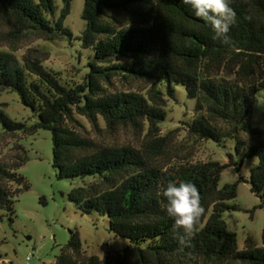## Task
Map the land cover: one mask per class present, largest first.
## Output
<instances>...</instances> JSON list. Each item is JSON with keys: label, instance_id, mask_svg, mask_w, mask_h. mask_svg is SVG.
<instances>
[{"label": "trees", "instance_id": "16d2710c", "mask_svg": "<svg viewBox=\"0 0 264 264\" xmlns=\"http://www.w3.org/2000/svg\"><path fill=\"white\" fill-rule=\"evenodd\" d=\"M73 0H0V18L12 21L20 31L32 32L48 41L71 40L64 22ZM236 23L229 30L230 43L212 39L211 29L195 17L181 0H84V30L78 40L92 54L82 84L70 86L42 63L18 60L0 51V90L15 94L36 118L34 130L51 134L52 167L58 180L90 179L72 190L68 199L83 214L97 213L108 219L109 231L128 245L116 254L126 264H172L216 262L233 258L243 264H264V248L247 240L238 251L237 235L227 230L223 214L235 209L240 177L219 187L221 173L242 161L184 162L170 167L153 164L130 147L108 148L83 137L74 127L75 115L108 125L141 126L147 123L151 138L146 149L159 139L152 137L165 121L164 113L134 93L108 94L103 83L119 76L154 86V95H173L184 90L194 100V118L187 124L190 136L215 143L241 137L251 146L244 158L258 160L250 170V193L264 204V132L249 120L257 93L264 92V0H231ZM123 60V62H120ZM4 130L23 126L0 113ZM27 161L26 152L15 164H0V212L13 215L18 196L29 189L17 173ZM191 182L198 188L204 212L191 237L174 228L167 217L161 193L173 182ZM81 244L71 233L54 264H77ZM96 258H91L93 264Z\"/></svg>", "mask_w": 264, "mask_h": 264}, {"label": "rangeland", "instance_id": "374dc122", "mask_svg": "<svg viewBox=\"0 0 264 264\" xmlns=\"http://www.w3.org/2000/svg\"><path fill=\"white\" fill-rule=\"evenodd\" d=\"M60 6L59 0H55ZM84 0H73L71 11L64 26L71 33V40L64 38L48 41L32 32L20 31L14 23L0 18V51L13 54L18 60L29 58L57 74L70 86L83 83L88 73L87 64L92 54L81 48L78 38L84 30L81 19ZM123 62V60H120ZM108 94L134 93L141 95L148 104L164 113L165 121L158 125L152 137L160 141L146 149L150 137L148 124L141 126L108 125L97 117L96 123L75 115L74 127L85 138L99 146L108 148L130 147L145 153L153 164L162 167L178 165L186 161L217 162L221 165L242 161L237 172L230 167L221 173L219 187L233 184L242 177L245 181L237 185L236 198L229 202L235 209L226 211L222 219L229 232L237 235L238 251L245 249L247 240L256 248H264V204L250 193L248 184L250 170L257 165L256 158L246 159L244 153L251 146L247 137L242 136L243 149L237 154L235 140L224 143L198 140L188 133L187 124L194 118V100L186 97L184 90L176 94L154 95V86L148 82L123 79L115 76L110 83H103ZM0 113L10 121L23 127L4 130L0 126V164L12 165L26 152L27 161L17 170L29 189L20 194L13 205V215L0 212V264H54L61 249L69 242L71 233L77 234L81 254L77 264H122L116 254L128 242L117 238L109 231L108 219L95 212L83 214L68 199L69 193L91 182L81 179L58 180L52 167L51 134L41 129L34 130L36 118L24 108L15 94L0 90ZM252 128L264 132V92L254 98L249 116ZM126 264H136L130 261ZM172 264H243L228 258L216 262H174Z\"/></svg>", "mask_w": 264, "mask_h": 264}, {"label": "clouds", "instance_id": "9594fccd", "mask_svg": "<svg viewBox=\"0 0 264 264\" xmlns=\"http://www.w3.org/2000/svg\"><path fill=\"white\" fill-rule=\"evenodd\" d=\"M189 6L193 15L203 21L212 32V39L229 44L230 28L236 23V13L230 6L231 0H181ZM166 201L164 211L173 221L174 228L191 237L204 208L198 188L191 182L178 184L169 182L161 193Z\"/></svg>", "mask_w": 264, "mask_h": 264}]
</instances>
